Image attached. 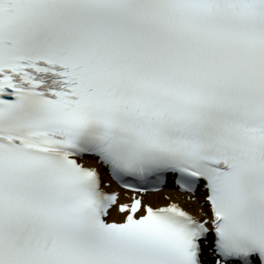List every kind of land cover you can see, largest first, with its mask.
I'll return each instance as SVG.
<instances>
[{
    "label": "snow or ice",
    "instance_id": "obj_1",
    "mask_svg": "<svg viewBox=\"0 0 264 264\" xmlns=\"http://www.w3.org/2000/svg\"><path fill=\"white\" fill-rule=\"evenodd\" d=\"M0 264H264V0H0Z\"/></svg>",
    "mask_w": 264,
    "mask_h": 264
}]
</instances>
